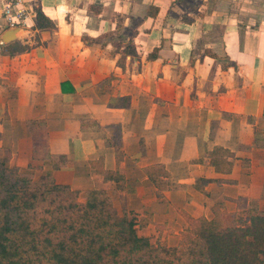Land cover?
I'll use <instances>...</instances> for the list:
<instances>
[{
  "label": "crops",
  "instance_id": "1",
  "mask_svg": "<svg viewBox=\"0 0 264 264\" xmlns=\"http://www.w3.org/2000/svg\"><path fill=\"white\" fill-rule=\"evenodd\" d=\"M30 4L53 26L0 47V158L104 190L152 245L216 204L264 211V0Z\"/></svg>",
  "mask_w": 264,
  "mask_h": 264
},
{
  "label": "trees",
  "instance_id": "2",
  "mask_svg": "<svg viewBox=\"0 0 264 264\" xmlns=\"http://www.w3.org/2000/svg\"><path fill=\"white\" fill-rule=\"evenodd\" d=\"M35 25L53 26L39 10ZM2 46L8 50L11 44ZM219 153L228 154L221 148L211 153L217 171ZM104 179L122 180L109 172ZM237 209L228 212L216 204L211 219L187 218L176 246L154 247L137 234L132 218L116 211L104 190L55 184L49 175L35 177L30 166L11 167L4 157L0 264H264V211L242 198Z\"/></svg>",
  "mask_w": 264,
  "mask_h": 264
},
{
  "label": "built area",
  "instance_id": "3",
  "mask_svg": "<svg viewBox=\"0 0 264 264\" xmlns=\"http://www.w3.org/2000/svg\"><path fill=\"white\" fill-rule=\"evenodd\" d=\"M0 9L4 30L30 28L37 11L30 0H0Z\"/></svg>",
  "mask_w": 264,
  "mask_h": 264
},
{
  "label": "water",
  "instance_id": "4",
  "mask_svg": "<svg viewBox=\"0 0 264 264\" xmlns=\"http://www.w3.org/2000/svg\"><path fill=\"white\" fill-rule=\"evenodd\" d=\"M19 30L20 29H9V30H6L5 33L1 37V41H3V43L12 42L13 40H15V38L14 39H10L8 41H7V39L13 35L12 34L13 31H19Z\"/></svg>",
  "mask_w": 264,
  "mask_h": 264
},
{
  "label": "rangeland",
  "instance_id": "5",
  "mask_svg": "<svg viewBox=\"0 0 264 264\" xmlns=\"http://www.w3.org/2000/svg\"><path fill=\"white\" fill-rule=\"evenodd\" d=\"M16 33H17V31H13V32H12L13 35H12L11 37H9V38L7 39V41L10 40V39H14V38L16 37ZM34 176H35V175H34ZM37 176H38V175H37ZM37 176H35V177H37ZM158 245H161V246L163 245V246H166V247H174V246H176L177 244L174 245V246H167L166 244H155V245H153V246L156 247V246H158Z\"/></svg>",
  "mask_w": 264,
  "mask_h": 264
}]
</instances>
